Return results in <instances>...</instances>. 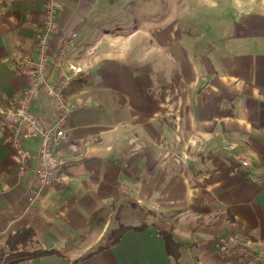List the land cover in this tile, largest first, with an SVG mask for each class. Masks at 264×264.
Returning a JSON list of instances; mask_svg holds the SVG:
<instances>
[{"label": "crops", "instance_id": "1", "mask_svg": "<svg viewBox=\"0 0 264 264\" xmlns=\"http://www.w3.org/2000/svg\"><path fill=\"white\" fill-rule=\"evenodd\" d=\"M47 1L0 0L6 106L31 85L17 63L34 50ZM58 1L50 80L60 84L57 56L89 75L65 88L62 183L39 190L40 137L24 138L22 173L0 126V255L42 247L58 253L15 264H249L219 242L264 240V0ZM52 104L32 105L44 126ZM120 224L147 228L98 251ZM23 229L34 236L12 248ZM162 231L181 244L177 256Z\"/></svg>", "mask_w": 264, "mask_h": 264}, {"label": "built area", "instance_id": "2", "mask_svg": "<svg viewBox=\"0 0 264 264\" xmlns=\"http://www.w3.org/2000/svg\"><path fill=\"white\" fill-rule=\"evenodd\" d=\"M60 7L58 0L47 1L44 19L34 34V50L25 53L18 60L19 72L31 78V85L24 90L17 106L0 103V126L6 130L19 153L22 173L28 163V155L22 147L23 140L27 136L40 137V164L37 169L39 190L64 181L68 160L59 157L55 148L66 140L68 121L73 110V105L67 101L65 88L74 79L89 75L88 71L79 67L70 66L65 69L61 56H57L53 64L59 71L60 84L50 80V41L57 31ZM44 98L53 103L54 109V119L48 126H44L40 117L32 110V105ZM242 164L244 167L249 165L246 160ZM219 250L227 257L246 259L249 264H264V240L258 243L232 234L220 239Z\"/></svg>", "mask_w": 264, "mask_h": 264}, {"label": "trees", "instance_id": "3", "mask_svg": "<svg viewBox=\"0 0 264 264\" xmlns=\"http://www.w3.org/2000/svg\"><path fill=\"white\" fill-rule=\"evenodd\" d=\"M146 228H147V225L145 224H142L139 226H129L125 224H120L119 226L115 228V230L113 229L112 233H110L105 243L98 248V251L113 248L115 247V245L117 246L119 242L121 241V239L123 238V236L129 230L134 229V230L142 231V230H145ZM162 234L165 237L166 243H168L167 247H168L169 253L177 256L179 254L178 252H179V248L181 244L175 242L172 236V233L162 231ZM31 236H34V232L31 229H23L19 231L18 233L10 237V244L12 245L11 247L13 248L15 244H18L20 242H23L24 244H26V242L30 240L29 238H31ZM57 253L58 252L55 251L54 249L49 250V249H44L40 247L39 250L32 251V252L27 251L26 249L25 250L23 249V251H20L17 256L13 254L12 255L13 257H11L10 254L6 255L3 252L0 255V259H1V262H3L4 264H15L19 260L30 259V258H40L44 256L54 255Z\"/></svg>", "mask_w": 264, "mask_h": 264}, {"label": "rangeland", "instance_id": "4", "mask_svg": "<svg viewBox=\"0 0 264 264\" xmlns=\"http://www.w3.org/2000/svg\"><path fill=\"white\" fill-rule=\"evenodd\" d=\"M178 6L180 5V3L177 4ZM173 8H175L174 6H172Z\"/></svg>", "mask_w": 264, "mask_h": 264}]
</instances>
